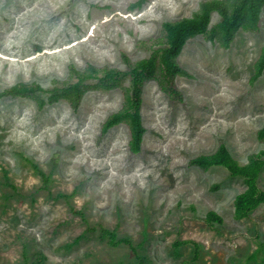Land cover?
<instances>
[{
	"label": "rangeland",
	"instance_id": "rangeland-1",
	"mask_svg": "<svg viewBox=\"0 0 264 264\" xmlns=\"http://www.w3.org/2000/svg\"><path fill=\"white\" fill-rule=\"evenodd\" d=\"M139 1L0 0V94L43 89L0 98V264H264V204L235 215L245 178L191 165L221 146L242 166L264 150V6L228 46L217 13L188 39L182 101L160 66L143 80L136 154L128 122L105 130L131 96V68L164 48V23L209 0ZM94 70L79 102L63 94ZM109 70L121 73L111 88Z\"/></svg>",
	"mask_w": 264,
	"mask_h": 264
},
{
	"label": "trees",
	"instance_id": "trees-1",
	"mask_svg": "<svg viewBox=\"0 0 264 264\" xmlns=\"http://www.w3.org/2000/svg\"><path fill=\"white\" fill-rule=\"evenodd\" d=\"M145 0H140L132 7H140ZM264 6V0H209L200 5L199 10L190 18H184L177 22H166L163 24L164 48L154 51L149 59L137 62L131 68V76L133 81V90L131 96L128 97L125 108L113 115L105 125V130L128 122L131 131L130 149L133 153H140L142 142L146 129L143 126L141 116L142 105V85L143 80L152 78L160 66L164 79L167 84V90L170 96L177 101H182L183 96L175 86V79L179 75H185L186 72L177 64V58L181 55L188 39L206 33L211 24L213 13H217L222 22L220 24L222 32L223 44L228 46L239 31L241 26L258 24L260 14ZM91 75H78L79 82L63 90L65 96H75L76 102H79L84 91L81 84L94 77L96 71ZM264 73V48L260 59L256 65L254 81L258 80ZM120 72L109 70L105 72L104 79L109 83V87H113ZM43 91L38 85L28 86L19 85L11 90L1 93L0 98L6 96H29ZM258 139L264 143V129L258 132ZM191 165L209 169L212 167H223L227 169L233 176L245 178L247 190L238 195L235 199V215L239 219L247 218L249 214L264 204V191L258 186L260 173L264 168V150L258 155L251 157L248 165L242 166L235 161L225 146H221L219 150L212 156H200L191 161ZM212 222L220 221L215 214L209 215ZM113 244H119L117 236L114 233L104 231Z\"/></svg>",
	"mask_w": 264,
	"mask_h": 264
},
{
	"label": "bare ground",
	"instance_id": "bare-ground-1",
	"mask_svg": "<svg viewBox=\"0 0 264 264\" xmlns=\"http://www.w3.org/2000/svg\"><path fill=\"white\" fill-rule=\"evenodd\" d=\"M48 7V6H47ZM50 9V8H49Z\"/></svg>",
	"mask_w": 264,
	"mask_h": 264
}]
</instances>
